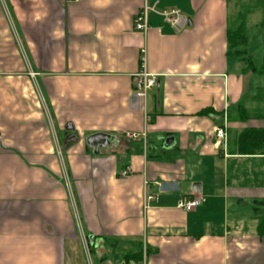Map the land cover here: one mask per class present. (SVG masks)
<instances>
[{
	"label": "crops",
	"instance_id": "obj_1",
	"mask_svg": "<svg viewBox=\"0 0 264 264\" xmlns=\"http://www.w3.org/2000/svg\"><path fill=\"white\" fill-rule=\"evenodd\" d=\"M239 16L254 70L228 54ZM250 128L264 130V0H0V264H264V142L234 148Z\"/></svg>",
	"mask_w": 264,
	"mask_h": 264
},
{
	"label": "built area",
	"instance_id": "obj_2",
	"mask_svg": "<svg viewBox=\"0 0 264 264\" xmlns=\"http://www.w3.org/2000/svg\"><path fill=\"white\" fill-rule=\"evenodd\" d=\"M76 1V0H74ZM148 6H144L133 18V29L142 34L144 37L148 28L149 24L147 21V10ZM164 20L168 21L172 27L175 30L181 29L185 23L186 19L181 15L179 9L177 8H169V9H164L160 12ZM145 52L146 48L145 45L143 44L140 46V67L133 74L134 78V92L138 96H145L147 91L152 88L156 84V76L150 72L147 71L146 65H145ZM226 122L225 119L220 125H215L214 126V136H215V142L219 146H224L226 145ZM128 137L132 139H137L139 136H141L144 139V134H137L135 132H128L126 134ZM130 172L129 166H124L119 174L121 176H125ZM154 198L153 195H143V207L144 209H147L148 207V202ZM202 201V198L198 195L193 196L191 198H182L178 202V206L185 210V211H190L196 206H198ZM129 264H136V263H129Z\"/></svg>",
	"mask_w": 264,
	"mask_h": 264
},
{
	"label": "trees",
	"instance_id": "obj_3",
	"mask_svg": "<svg viewBox=\"0 0 264 264\" xmlns=\"http://www.w3.org/2000/svg\"><path fill=\"white\" fill-rule=\"evenodd\" d=\"M235 24L230 26L227 30V43L228 54L239 57L245 64L246 69L254 70L252 60L246 49V37L244 32V20L239 16L235 20ZM234 109L236 110L237 117L241 120L246 119L248 114L246 108L242 103L237 104ZM264 142L263 129H243L235 137L234 148L239 154H255L262 151Z\"/></svg>",
	"mask_w": 264,
	"mask_h": 264
},
{
	"label": "water",
	"instance_id": "obj_4",
	"mask_svg": "<svg viewBox=\"0 0 264 264\" xmlns=\"http://www.w3.org/2000/svg\"><path fill=\"white\" fill-rule=\"evenodd\" d=\"M102 136L96 135V136H92L91 139L94 141L92 142V146L96 147L97 141H99V139H102Z\"/></svg>",
	"mask_w": 264,
	"mask_h": 264
}]
</instances>
